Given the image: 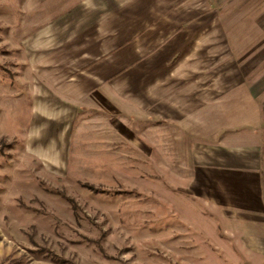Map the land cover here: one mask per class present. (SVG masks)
<instances>
[{"label":"rangeland","instance_id":"1","mask_svg":"<svg viewBox=\"0 0 264 264\" xmlns=\"http://www.w3.org/2000/svg\"><path fill=\"white\" fill-rule=\"evenodd\" d=\"M251 95L264 0H0V264H264L194 167Z\"/></svg>","mask_w":264,"mask_h":264},{"label":"crops","instance_id":"2","mask_svg":"<svg viewBox=\"0 0 264 264\" xmlns=\"http://www.w3.org/2000/svg\"><path fill=\"white\" fill-rule=\"evenodd\" d=\"M252 95L253 121H241L236 130L220 134L218 143L210 144L214 153L209 151L208 160L202 158L194 167L208 180L210 201L233 204L235 215L248 217L247 226L264 234V95ZM253 219L263 221L256 223Z\"/></svg>","mask_w":264,"mask_h":264}]
</instances>
